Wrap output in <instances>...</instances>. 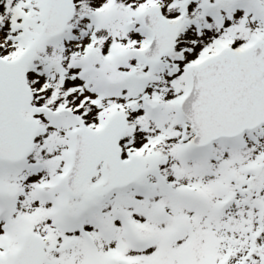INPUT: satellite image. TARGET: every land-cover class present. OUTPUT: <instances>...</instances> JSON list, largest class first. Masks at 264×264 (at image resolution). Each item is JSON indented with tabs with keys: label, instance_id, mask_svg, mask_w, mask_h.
Returning a JSON list of instances; mask_svg holds the SVG:
<instances>
[{
	"label": "snow or ice",
	"instance_id": "1",
	"mask_svg": "<svg viewBox=\"0 0 264 264\" xmlns=\"http://www.w3.org/2000/svg\"><path fill=\"white\" fill-rule=\"evenodd\" d=\"M0 264H264V0H0Z\"/></svg>",
	"mask_w": 264,
	"mask_h": 264
}]
</instances>
